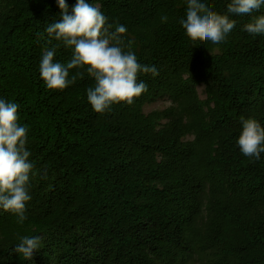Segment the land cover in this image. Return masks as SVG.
<instances>
[{
	"label": "trees",
	"instance_id": "1",
	"mask_svg": "<svg viewBox=\"0 0 264 264\" xmlns=\"http://www.w3.org/2000/svg\"><path fill=\"white\" fill-rule=\"evenodd\" d=\"M86 2L159 74L138 73L147 91L131 105L95 113L87 74L64 90L40 79L56 0H0V98L19 105L35 173L23 224L0 209V264H264V153L236 143L242 117L264 127V34L238 16L224 42L201 44L179 23L187 0ZM201 2L223 14L230 0ZM71 55L60 45L54 60ZM156 99L169 105L145 113ZM24 236L42 237L30 260L13 252Z\"/></svg>",
	"mask_w": 264,
	"mask_h": 264
},
{
	"label": "clouds",
	"instance_id": "2",
	"mask_svg": "<svg viewBox=\"0 0 264 264\" xmlns=\"http://www.w3.org/2000/svg\"><path fill=\"white\" fill-rule=\"evenodd\" d=\"M56 2L62 18L47 25L44 31L49 43H59L43 51L39 65L40 79L47 89L64 90L87 74L95 82L94 87L87 89V101L95 113L104 114L114 104L131 105L134 98L147 91L146 83L137 82L138 73L155 77L159 74L156 66L142 65L133 51L124 50L133 44L123 39L126 27L108 23L99 6L76 0L69 14L65 0ZM262 5L264 0H230L221 14L201 0H187L185 18L179 23L189 41L219 45L237 25L233 17H251L242 30L252 35L264 34V15H254ZM167 20V16L161 17L162 23ZM60 45L72 50L66 64L54 60ZM73 69L76 72L69 78ZM18 108L17 103L0 98V209L15 215L23 224L26 204L31 199L30 174L35 173L26 148L29 129L18 123ZM240 123L242 130L236 141L240 152L250 160H259L264 153V127L254 118L242 117ZM41 240L39 236H24L13 252L30 260L41 247Z\"/></svg>",
	"mask_w": 264,
	"mask_h": 264
},
{
	"label": "rangeland",
	"instance_id": "3",
	"mask_svg": "<svg viewBox=\"0 0 264 264\" xmlns=\"http://www.w3.org/2000/svg\"><path fill=\"white\" fill-rule=\"evenodd\" d=\"M197 92H198L199 97L203 99L204 95L202 93V87L198 86ZM168 105H169V101L167 99H156V100L151 101L150 103H147L144 106L143 110L145 113H149L151 111L162 110Z\"/></svg>",
	"mask_w": 264,
	"mask_h": 264
}]
</instances>
